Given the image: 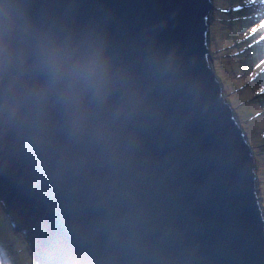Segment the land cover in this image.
<instances>
[{"label": "clouds", "instance_id": "clouds-1", "mask_svg": "<svg viewBox=\"0 0 264 264\" xmlns=\"http://www.w3.org/2000/svg\"><path fill=\"white\" fill-rule=\"evenodd\" d=\"M175 66L174 53L125 57L73 4L0 0V170L23 165L57 210L51 264H181L145 150L152 93Z\"/></svg>", "mask_w": 264, "mask_h": 264}, {"label": "water", "instance_id": "water-1", "mask_svg": "<svg viewBox=\"0 0 264 264\" xmlns=\"http://www.w3.org/2000/svg\"><path fill=\"white\" fill-rule=\"evenodd\" d=\"M101 23L114 46L141 62L175 54V72L153 91L158 118L145 150L156 165L153 208L181 264H264L257 165L209 64L211 0H55ZM52 0H37L45 6ZM212 60V59H211ZM0 207L34 264H51L57 210L16 161L0 170Z\"/></svg>", "mask_w": 264, "mask_h": 264}, {"label": "rangeland", "instance_id": "rangeland-1", "mask_svg": "<svg viewBox=\"0 0 264 264\" xmlns=\"http://www.w3.org/2000/svg\"><path fill=\"white\" fill-rule=\"evenodd\" d=\"M209 64L257 165L264 215V0H211ZM0 264H34L23 236L1 218Z\"/></svg>", "mask_w": 264, "mask_h": 264}, {"label": "trees", "instance_id": "trees-1", "mask_svg": "<svg viewBox=\"0 0 264 264\" xmlns=\"http://www.w3.org/2000/svg\"><path fill=\"white\" fill-rule=\"evenodd\" d=\"M1 218H6V215L4 213H1ZM8 220V218H7Z\"/></svg>", "mask_w": 264, "mask_h": 264}, {"label": "bare ground", "instance_id": "bare-ground-1", "mask_svg": "<svg viewBox=\"0 0 264 264\" xmlns=\"http://www.w3.org/2000/svg\"><path fill=\"white\" fill-rule=\"evenodd\" d=\"M9 222H10V220H9Z\"/></svg>", "mask_w": 264, "mask_h": 264}]
</instances>
